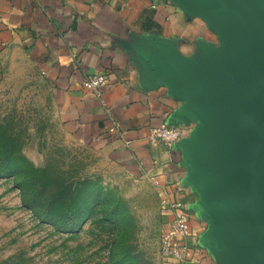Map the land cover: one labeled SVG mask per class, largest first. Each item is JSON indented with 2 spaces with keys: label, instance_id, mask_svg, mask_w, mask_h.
I'll return each mask as SVG.
<instances>
[{
  "label": "crops",
  "instance_id": "0c3cea01",
  "mask_svg": "<svg viewBox=\"0 0 264 264\" xmlns=\"http://www.w3.org/2000/svg\"><path fill=\"white\" fill-rule=\"evenodd\" d=\"M12 47H23L35 63L60 117L79 139L150 178L187 209L200 204L201 194L184 182L187 152L152 145L149 134L167 123L186 139L201 122L182 123L187 101L168 86L151 89L152 67L138 61L163 49L202 63L208 51L222 49L207 20L184 0H0V68ZM99 73L107 78L100 98L83 84ZM189 213L195 257L187 264H216L199 252L210 224Z\"/></svg>",
  "mask_w": 264,
  "mask_h": 264
},
{
  "label": "rangeland",
  "instance_id": "374dc122",
  "mask_svg": "<svg viewBox=\"0 0 264 264\" xmlns=\"http://www.w3.org/2000/svg\"><path fill=\"white\" fill-rule=\"evenodd\" d=\"M2 62L0 264H179L154 181L74 134L23 47Z\"/></svg>",
  "mask_w": 264,
  "mask_h": 264
},
{
  "label": "water",
  "instance_id": "95a60500",
  "mask_svg": "<svg viewBox=\"0 0 264 264\" xmlns=\"http://www.w3.org/2000/svg\"><path fill=\"white\" fill-rule=\"evenodd\" d=\"M222 42L204 61L161 50L150 88L168 86L187 105L182 123L201 124L176 147L187 152L193 210L210 224L200 243L225 264H264V0H184Z\"/></svg>",
  "mask_w": 264,
  "mask_h": 264
},
{
  "label": "built area",
  "instance_id": "2783aa9c",
  "mask_svg": "<svg viewBox=\"0 0 264 264\" xmlns=\"http://www.w3.org/2000/svg\"><path fill=\"white\" fill-rule=\"evenodd\" d=\"M83 84L100 98L102 95L101 89L107 84V78L102 73L90 75ZM117 128L115 126L111 131H115ZM182 139V129L167 123L151 128L149 134V141L152 145L162 144L168 149L175 148ZM159 196L162 199V209H165L171 215L168 231L163 238L164 252L179 264L192 262L195 255L192 248L190 215L187 212L185 203L174 201L165 191H159Z\"/></svg>",
  "mask_w": 264,
  "mask_h": 264
},
{
  "label": "trees",
  "instance_id": "16d2710c",
  "mask_svg": "<svg viewBox=\"0 0 264 264\" xmlns=\"http://www.w3.org/2000/svg\"><path fill=\"white\" fill-rule=\"evenodd\" d=\"M43 220H45V219L43 218Z\"/></svg>",
  "mask_w": 264,
  "mask_h": 264
}]
</instances>
